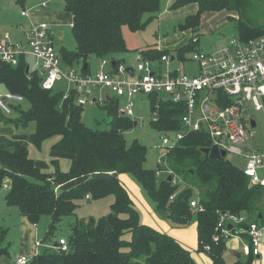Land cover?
I'll return each mask as SVG.
<instances>
[{"label": "trees", "instance_id": "obj_1", "mask_svg": "<svg viewBox=\"0 0 264 264\" xmlns=\"http://www.w3.org/2000/svg\"><path fill=\"white\" fill-rule=\"evenodd\" d=\"M19 3L23 0H17ZM260 5L264 7V0ZM195 3L197 10L178 23L180 30L196 32L204 11L236 12L233 26L241 41L264 35V11L256 17L250 15L259 3L252 0H173L170 9ZM161 0H64V9L71 14L70 32L75 42L73 50L60 48L63 63L73 66L81 62V70L90 72L89 60L109 59L112 67L122 62L121 55L128 51L122 27L131 31L144 30L160 12ZM198 39H190L177 47L175 54L165 48L141 50L140 56L158 61L163 55L174 56L185 63L197 49ZM87 64L84 68L83 65ZM24 58L16 66L0 62V84L7 91L20 94L29 104L27 109L13 105L18 118L9 117L6 123L26 127L35 123L30 134L31 142L38 149L45 140L57 137L52 144L57 153L70 157L67 171H60L57 162L53 172H44L30 157L26 145L17 144L12 149H0V186L7 178L9 186L4 195L7 206H15L33 224L42 216L49 217L48 229L43 238L44 249L30 258L28 264H196L191 251L165 232L140 220L139 212L118 179V174L128 172L141 184L154 202V210L171 223L184 227L193 219L196 222L197 249L206 251L213 264H226L223 254L225 240L212 241L218 211L244 213L253 221L264 217L262 201L264 188L249 187V178L242 169L225 158H209L200 148L209 147L211 140L204 131H193L182 137L167 152L169 168L181 175L188 187L172 193L179 185L166 178H157L155 169L144 167L146 146L134 140L127 145L123 132L133 127L134 120L119 115V100L108 97L104 102L110 117L109 127L91 129L81 120L82 105L76 104V94L71 92L62 101L61 90L41 87V77L27 70ZM22 101V102H23ZM151 97V103H154ZM264 103V98H263ZM154 107V104H151ZM159 118L150 121L153 129L162 133L180 130L182 107L171 102L157 106ZM81 178L76 184L56 188L72 179ZM198 193L201 210L190 207L187 193ZM113 195L110 211L100 217L89 216L68 224L65 236L67 250L52 246L50 240L56 224L63 217L75 215L79 202L95 201ZM5 233L0 230V258L8 255L4 244ZM57 242V241H56ZM253 255L237 256L230 264H250Z\"/></svg>", "mask_w": 264, "mask_h": 264}, {"label": "built area", "instance_id": "obj_2", "mask_svg": "<svg viewBox=\"0 0 264 264\" xmlns=\"http://www.w3.org/2000/svg\"><path fill=\"white\" fill-rule=\"evenodd\" d=\"M41 5L46 6V3ZM21 15L29 16V12L23 10ZM22 58L32 60L31 71L41 77L43 89L54 90L59 82L65 83L61 89L62 101L74 92L76 104L103 103L105 99L94 91L106 88L112 98L119 100V115L136 122L141 121V116L135 112L140 96L148 97L150 121L158 120L157 106L162 102L180 105L182 128L164 131L160 136V155L155 171L158 179L170 176L172 184L179 185V175L167 163L168 149L186 134L204 131L211 140L209 147L223 150L225 157L229 154L244 159L241 169L249 178V187L264 188V152L255 149L251 131L252 113L264 110V35L247 41L232 37L211 51L195 49L187 59L194 65L192 74L181 71L180 67L171 68V62L177 59L166 54L158 61L139 56L135 66L121 62L112 67L109 59H101L97 71L84 73L81 68L76 70L63 63L60 50L53 45L48 23L30 22L23 40H14L7 34L0 40V62L16 66ZM161 62L165 64L163 71L153 67L157 63L159 68ZM128 67L132 68V74ZM151 97L154 103H151ZM22 101L20 94L0 93V110L11 114L12 106ZM8 186L9 182L5 180L2 187ZM178 191L172 193L170 200ZM193 194L188 197L190 207L201 210L198 193L194 191ZM218 212L212 241L237 238L241 240L240 249L244 255L257 256L264 226L244 213ZM57 248L67 250L65 237L58 239ZM204 250L209 251L210 246L204 245ZM29 261L30 258L20 255L10 264H28Z\"/></svg>", "mask_w": 264, "mask_h": 264}, {"label": "rangeland", "instance_id": "obj_3", "mask_svg": "<svg viewBox=\"0 0 264 264\" xmlns=\"http://www.w3.org/2000/svg\"><path fill=\"white\" fill-rule=\"evenodd\" d=\"M259 3L255 12L252 11L250 15L256 14L258 11H264V7L260 5L263 1L252 0ZM45 2L46 6H41ZM166 0H161V7L159 17L150 21L144 30L131 31L127 26L122 27V33L125 40L128 51L121 55V60L126 65L135 66L138 58L141 54V50L148 48H165L170 50L171 55L175 54V49L190 39L198 38V47L203 49H209V47L217 45L219 41L235 35L234 28L232 29L230 24L232 18L228 17L224 23L219 22L221 18H226L228 14L224 11L213 12L204 11L200 16V24L198 30L193 32L192 30H180L178 23L182 22L183 18L195 12L192 11L193 3L184 5L178 9H167ZM193 8V9H192ZM27 10L31 20L33 22H46L49 24L52 31L53 45L56 50H60L64 47L68 50H73L75 47L74 39L70 32L71 14L64 9V0H23L18 2L17 0H0V38L4 34L9 35L10 38L21 37L23 33L20 31L19 25L28 23V18L22 17L20 12ZM21 32V34H20ZM61 32V36H57L56 33ZM24 38V35L23 37ZM190 54L186 57L189 58ZM29 63L32 60L28 58ZM89 67L91 72H95L99 69L100 60L95 56L88 58ZM161 66L158 68L157 63L153 64V67L157 70H164L165 64L161 62ZM81 62L75 63L74 69L80 68ZM171 68L181 67V71L188 74L193 73L194 65L186 61L185 63H178L176 60L170 64ZM65 83L59 82L55 89H64ZM0 92H2L0 90ZM94 93H100L103 99L106 100V96H112L108 89L102 88L95 90ZM21 109H27L29 104L27 102H19ZM18 104V103H16ZM14 104V105H16ZM103 103L87 102L82 106L81 120L91 129L103 130L109 127L110 117L106 114ZM16 111H20L16 109ZM14 110L11 114H2L0 112V125H7L6 119L9 117L18 118L19 113ZM135 112L141 121H137V124L123 132L126 144H131L134 140L146 146V155L144 160V167L147 169H155L157 167V158L160 155L161 146V133L153 129L150 125L151 114L148 106V97L146 95L137 98V104ZM253 119L256 121V127L251 131L254 136L255 149L260 152H264V110L255 111L252 113ZM35 123L29 122L26 127H18L19 132L24 134L23 142L27 146L30 153V157L34 160L37 166L44 172H53L55 167L53 160L57 162L60 171H67L70 166V159L66 154L57 153L52 144L57 141V137L45 140L41 147L38 149L33 145L30 140V133L34 131ZM0 130V137L2 135ZM226 158L235 166L240 169L244 167V159L239 156L227 155ZM1 168V167H0ZM52 169V170H51ZM179 177V188L177 190L185 191L188 187L184 184L185 181L181 175ZM120 183L129 193L135 208L139 212L141 222L152 226L153 228L163 231L173 226L174 232L172 236L175 240L182 245L188 247L192 252L193 257L199 253L209 257L206 251H199L197 249V229L194 219L186 226L181 227L174 225L165 216L158 214L154 210V202L145 193L141 184L134 178V176L128 172L118 174ZM7 178L3 179V182ZM74 180V179H72ZM3 184V183H2ZM60 186L56 185V188ZM6 189L0 186V230L5 233L4 244L7 245L8 251L18 250V252H24L29 255V258L36 253L42 251L47 243H43V238L48 229L49 217L42 216L37 223V227L33 226V223L28 220L24 215H21L18 208L15 206H7L4 201V195ZM113 202V195L98 199L95 201L79 202V205L75 209V215L69 217H63L60 222L56 224L57 228L54 232L51 244L58 241L60 237H65L68 233V224L76 219H87L89 216L100 217L110 211V205ZM264 208V198L261 202ZM33 253V254H31ZM28 257V256H27ZM196 261V259H195ZM3 262L2 264H6Z\"/></svg>", "mask_w": 264, "mask_h": 264}, {"label": "crops", "instance_id": "obj_4", "mask_svg": "<svg viewBox=\"0 0 264 264\" xmlns=\"http://www.w3.org/2000/svg\"><path fill=\"white\" fill-rule=\"evenodd\" d=\"M166 1H167L166 7H167V9H170L169 8V5L171 4V2L173 0H166ZM192 7L194 9L192 8L193 10L192 11L190 10L188 12H194V10L195 11L197 10V5L195 3L192 4ZM213 12H220V11H213ZM224 12H226V14H228V15L226 16V18H221L219 22L224 23V21H226L225 19H228V17H230V18H232V22H231L230 26H231L232 29L234 28V30H235V27L233 26V23H234L233 20H235V18L237 16V13L236 12H227V11H224ZM20 15H21V12H20ZM157 16L159 17V13H158ZM22 17H30V18H28V23H26L24 25H22V24L19 25V28L21 29L20 31L24 35V31L28 27V24L30 22H33V21L31 20L32 19L31 16H22ZM70 25H71V22H70ZM21 32H20V34H21ZM235 33H236L235 35H231L229 37H225L224 40H222L221 42L219 41V43H217V45L211 46V47H209V49H203L201 47H198V44L199 43L197 41V43H198L197 44V49H200V50H203V51L215 50V49L219 48L220 46H222L226 42L227 39L232 38V37H238L236 30H235ZM23 35L21 37H19L20 35L17 36V37H13L12 39H14V40H23L24 39V38H22ZM56 35L57 36H61L62 33L61 32H57ZM52 36H53V34H52ZM1 39H2V37L0 38V40ZM28 60H29L28 58L25 59V61L27 62L28 66H29V71H31L32 63H29ZM177 62L180 63L178 60H177ZM28 66H27V70H28ZM175 68H179V67H175ZM91 73H93V72H91ZM0 90L2 91L0 93H5L7 91V89L5 88V86L2 85V84H0ZM58 90H61V89H58ZM16 105H19V104H16ZM0 112L2 114H4L1 110H0ZM6 115H8V114H6ZM253 120L255 121V119H253ZM136 124H137V122H136ZM255 124H256V121H255ZM18 127H20V126H16V125H14L12 123H8V122H7V125L6 124L5 125H3V124L0 125V130L3 131L2 132V135L0 137V149H3V148L12 149L17 144H24V142H23L24 134H22L21 132H19ZM255 127H256V125H255ZM252 128H254V127H252ZM30 140H31V138H30ZM29 155H30V153H29ZM69 159H70V157H69ZM36 166H37V164H36ZM0 167H2V164L1 163H0ZM79 180H81V178L74 179V180H70V181H68L66 183L61 184L57 188L61 189V188H64V187L72 186V185L76 184ZM250 219L253 220L252 218H250ZM256 222H258V223H260V224H262L264 226V217H263V219H260V220H258ZM33 226L34 227H37V224L36 225L33 224ZM174 230L175 229H173V226H170L168 229L163 230L162 232H165L168 235L169 234L172 235L173 232H174ZM240 245H241V240L240 239H237V238H231V239H229V240L226 241V243H225L226 248H225L224 254H223V257H224V260H225V263L226 264H230V263L234 262L235 259L237 258V256H245L241 252ZM184 247H186V246H184ZM186 248H188V247H186ZM31 254H33V253H31ZM20 255H23V256H26V257L28 256V258H29V255H27L24 252H18V250H13V251L9 250L8 251V255L2 256L0 258V264H2L5 261L7 262L6 264H10L17 256H20ZM194 256L195 257H193V259L194 260L196 259V261H195L196 264H213L210 256L209 257H206L205 255H203L201 253H199L197 255H194ZM250 264H264V235H263V238L261 240L259 254L257 256H253L252 261H251Z\"/></svg>", "mask_w": 264, "mask_h": 264}, {"label": "water", "instance_id": "obj_5", "mask_svg": "<svg viewBox=\"0 0 264 264\" xmlns=\"http://www.w3.org/2000/svg\"><path fill=\"white\" fill-rule=\"evenodd\" d=\"M84 68L87 67V64H84L83 65ZM128 71L132 74L133 73V70L132 68L128 67ZM108 98V97H107ZM133 125L135 126L136 125V122L134 121ZM255 121L254 120H251V126L252 127H255ZM200 151L202 153H204L207 157L209 158H225V152L223 150H219L216 146H212V147H203V148H200ZM167 180L170 181L171 180V177L168 176L167 177ZM190 196V193H187L185 196H184V199H187L188 197ZM230 227V226H229ZM54 247H57V242H54L53 244Z\"/></svg>", "mask_w": 264, "mask_h": 264}]
</instances>
